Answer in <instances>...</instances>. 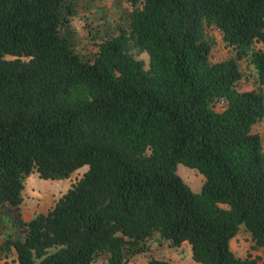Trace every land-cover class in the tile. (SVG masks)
<instances>
[{
    "label": "trees",
    "instance_id": "obj_1",
    "mask_svg": "<svg viewBox=\"0 0 264 264\" xmlns=\"http://www.w3.org/2000/svg\"><path fill=\"white\" fill-rule=\"evenodd\" d=\"M65 1L0 0V207L20 205L32 173L87 165L4 240L11 264H128L155 234L199 264H258L230 242L243 224L264 253V0H126L141 6L87 59L61 32ZM205 25L235 57L210 60ZM249 50L260 88L241 90ZM178 163L204 175L199 192Z\"/></svg>",
    "mask_w": 264,
    "mask_h": 264
},
{
    "label": "rangeland",
    "instance_id": "obj_2",
    "mask_svg": "<svg viewBox=\"0 0 264 264\" xmlns=\"http://www.w3.org/2000/svg\"><path fill=\"white\" fill-rule=\"evenodd\" d=\"M66 7L60 24L61 32L67 36L74 48L83 58H90L97 49V43L104 37H110L118 32L119 25L125 22L131 11L140 4L132 5L126 0H66ZM204 37L211 45L210 60L212 62L236 56L234 47L227 45L220 32L213 25L204 26ZM252 47H262L260 43H253ZM126 52L144 61V68H148V55L140 50L132 40L126 43ZM241 79L237 83L238 89H259L256 71L250 61V50L238 59ZM221 102L215 104V109H221ZM252 130L262 139L264 152V116L256 122ZM84 165L68 178L61 180H45L36 173L26 178V188L22 193V202L16 208L0 207V264H11L15 259L13 249L5 250L3 242L9 237L19 235V225L28 221L38 213L49 210L56 200L68 188L76 183L86 171ZM176 173L189 185L192 191L199 192L205 177L196 168L178 163ZM230 247L235 256L254 259L258 264L264 262V253L258 248L250 232L241 224L237 234L231 239ZM150 257L168 260L172 264H199L191 257L187 244L170 247L160 242L159 234H155L148 243L146 251L130 256L128 264H146ZM91 264H105L104 254L98 256Z\"/></svg>",
    "mask_w": 264,
    "mask_h": 264
},
{
    "label": "crops",
    "instance_id": "obj_3",
    "mask_svg": "<svg viewBox=\"0 0 264 264\" xmlns=\"http://www.w3.org/2000/svg\"><path fill=\"white\" fill-rule=\"evenodd\" d=\"M183 244H187L188 248L190 249V246H189V244H188V243L184 242ZM183 244H182V245H183Z\"/></svg>",
    "mask_w": 264,
    "mask_h": 264
}]
</instances>
